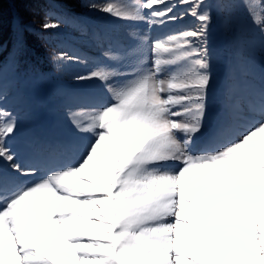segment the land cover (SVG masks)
I'll use <instances>...</instances> for the list:
<instances>
[{
	"label": "snow or ice",
	"instance_id": "6c2138e0",
	"mask_svg": "<svg viewBox=\"0 0 264 264\" xmlns=\"http://www.w3.org/2000/svg\"><path fill=\"white\" fill-rule=\"evenodd\" d=\"M181 2L183 15L200 26L149 44L151 66L142 60L130 71L76 77L103 82L110 98L83 106L91 108L86 120L69 109L84 137L75 158L59 159L63 145L33 140L46 153L43 170L25 167L9 145L20 130L18 117L9 112L0 123V264H264V77L257 86L244 58L256 41L234 37L238 50L226 76L220 130L231 129V138L212 147L214 133L197 148L214 83L208 29L213 9L231 5ZM177 6L141 0L100 10L163 24L181 18ZM256 7L250 11L264 50V15ZM59 26L47 18L42 24L45 31ZM27 34L21 18L6 31L0 14V97L12 88L25 106L44 80L28 64ZM242 102L259 117L236 126Z\"/></svg>",
	"mask_w": 264,
	"mask_h": 264
},
{
	"label": "rangeland",
	"instance_id": "374dc122",
	"mask_svg": "<svg viewBox=\"0 0 264 264\" xmlns=\"http://www.w3.org/2000/svg\"><path fill=\"white\" fill-rule=\"evenodd\" d=\"M167 2L178 5L175 7L174 11L176 14L180 15L181 18L176 21L163 23L162 28H160L161 23L150 24L146 21H130L113 18L111 15L100 10L103 7H106L109 3L114 6L127 7L130 5L140 4L141 0H49L48 3L45 4L49 5L48 10L50 9L51 17H49V15H45L44 17L37 10L38 8H36V10L35 8L32 10V14L29 19L25 17L27 20H25L24 23L28 25V38L29 35L41 36L43 34L53 39H59V37H62L64 40V47L66 41V43H69L74 47L76 46L78 49H87L86 51L75 49L76 52L74 53L67 49V53L65 48L64 52H57L56 57H52L51 59V66H48L50 72L52 73L53 80H43V85L40 90L28 95L27 100L31 102L26 106L23 105L24 111H29L34 120L29 118V113H26L22 118H18L20 129L23 127L28 129L24 135L21 136L20 143L17 142L19 139L17 136L16 139L9 141V145L11 147L14 146L13 148L17 151L20 157V162H22L25 167L29 164H40L43 166L45 162L46 153H42L35 145L34 147L36 148L33 150L32 141L36 140L35 132L37 122L38 124L43 122L45 127L49 126V124H54L55 121L61 122L64 126L63 132L53 127V134L56 139H65L69 143L63 141L59 144L64 147L56 154L57 157L59 159H67L75 158L78 155L80 146L84 141V137L79 135V137L75 139L72 136L73 134H78L72 124L69 109L71 108L73 111L80 112V118L86 120L87 113L91 110V108L83 107V104L80 103L79 99L82 98L83 101L85 100L82 103L87 104L88 97H84L87 96L86 92L92 93L101 99L110 98V93L108 92L107 86L104 85L103 82L96 79L78 81L76 79L77 76L87 75L93 71L104 68L109 70L115 69L130 71L134 66H138L142 60L149 61L151 64L152 54L148 50L149 44L155 43L158 38L162 39V36H164L165 40H167L170 36H172L171 33L173 32L176 34L181 30L183 33L186 30H193L200 26V22L190 14L183 15L187 10V5L183 4L181 0H167ZM216 2L217 0H205V3ZM227 2L231 5L228 9H213V20L209 25L208 47L212 54V76L214 80L211 92L216 91L215 89L218 84L220 87L216 91L215 95L209 99L205 131L208 128L207 124L212 120L214 106H216L218 100L217 96H219L223 102H226L224 90L225 83L222 81L226 80L228 73L227 69L230 65L229 60H233V57L238 50L234 43V37L243 36L248 40L256 41V43L251 46L250 51L245 52L244 58L253 69L251 78L255 80L257 86L260 85L262 77H264V50H262L259 45L260 31L256 23L255 16L250 11L251 5H257L256 12L264 15V10L259 7V5L264 4V0H227ZM15 5L17 4L15 3ZM92 5H96V8H93ZM25 6L26 3L23 2V4H21V8L23 9ZM7 7H9V5ZM155 7L162 8L163 4L158 2ZM28 11H31V9L29 8ZM21 12L23 13V11ZM21 12L18 13L19 16L16 14L10 15L9 12L4 13L6 31L8 22L12 21L14 18H21ZM58 16L65 19H60ZM85 17L86 19H92L94 23L112 30L118 36L117 38L120 41L119 45L122 54H118L113 57L110 55L111 50L107 48L106 43L101 42L99 40L100 38H95L91 35L89 27L86 29L87 26H83V30L79 29L81 24L84 23L82 22V19ZM46 18L48 22L59 23L60 26L58 28L45 31L42 24L45 22ZM78 21H81L80 26L78 25ZM218 35L226 41L225 52L230 54V56H225L222 59L213 55L215 41L219 38ZM65 53H67L69 57H72V59L63 58ZM95 54L103 56V66L89 61V59L94 60ZM218 72L219 77L215 78V75L217 76ZM255 77L259 79L258 82ZM112 83L115 86L116 83H119V78L114 80ZM55 93H57V97H55ZM13 96L14 94L8 92V99H12ZM89 103L90 104H87V106L96 105L93 102ZM248 108L239 107V118L236 120L237 122H241L239 126L244 125L246 121L252 119L253 117H259L258 112H251ZM8 113L9 112L6 111L5 115L8 116ZM3 122L5 121L0 119V123ZM28 136H30V140H28ZM201 140L202 136L197 140V148L199 147L198 142ZM11 143H14L13 146ZM70 143L73 145H79L77 147L73 145L71 146Z\"/></svg>",
	"mask_w": 264,
	"mask_h": 264
},
{
	"label": "trees",
	"instance_id": "16d2710c",
	"mask_svg": "<svg viewBox=\"0 0 264 264\" xmlns=\"http://www.w3.org/2000/svg\"><path fill=\"white\" fill-rule=\"evenodd\" d=\"M49 0H29V2L26 3V6L22 9L21 4H23L22 0H0V14L3 15L4 19V13L9 12L10 15H17L19 16V12H21V18L23 21L30 18V15L32 14V10H37L45 17V15L50 16V9L48 10V6L46 5ZM15 3L17 5H15ZM46 3V4H45ZM9 5V7H7ZM29 8L31 11H28ZM27 19H26V18ZM28 45H29V56H28V64L29 65H35L36 68L40 73L45 74L43 70L48 71L50 70L48 66H51V59L52 57H56L57 52H64V40L62 37H59V39L55 38H49L45 36V34L41 36H32L27 35ZM2 55V54H0ZM45 80V79H44Z\"/></svg>",
	"mask_w": 264,
	"mask_h": 264
},
{
	"label": "bare ground",
	"instance_id": "6f19581e",
	"mask_svg": "<svg viewBox=\"0 0 264 264\" xmlns=\"http://www.w3.org/2000/svg\"><path fill=\"white\" fill-rule=\"evenodd\" d=\"M220 131V129L218 130V132Z\"/></svg>",
	"mask_w": 264,
	"mask_h": 264
}]
</instances>
